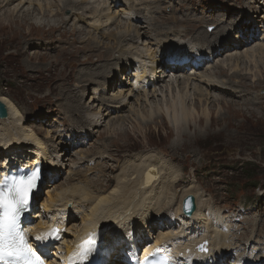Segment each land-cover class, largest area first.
<instances>
[{"label": "rangeland", "instance_id": "obj_1", "mask_svg": "<svg viewBox=\"0 0 264 264\" xmlns=\"http://www.w3.org/2000/svg\"><path fill=\"white\" fill-rule=\"evenodd\" d=\"M98 1L92 0L91 2L94 4H88L87 10L91 6L97 5ZM101 1H105L106 6L109 3L107 0ZM252 3L249 0H139L140 5L136 7V10L138 14L144 13V19H139L138 25L130 22L129 28L126 24V26L122 25L125 22L116 26L115 23L102 25L106 28L102 38L100 27L91 25L90 21L95 16L103 17L99 11L86 12L80 23L72 16L75 10H65L62 16L67 20L66 25H63L61 19L53 17L52 20L56 19L55 21L60 23L53 21L50 26L46 27L44 24L51 20L50 17L38 15L36 6L32 5L30 8L33 11L30 8L29 10L34 14H31L28 26L16 29L17 25L13 22H19L17 16L19 13L12 18L6 12L7 9L15 7L18 1L4 8L3 4V9L0 6V98L6 99L20 111L23 117L22 129L30 130L36 134L52 158L54 160L58 158L55 163L62 165L58 169L62 177L52 178L51 174L45 170L46 177L39 197L40 202L36 205L40 210L36 211V215L33 216L47 217L40 207L41 202L48 196L43 192L51 191L54 188H64L71 184L76 185V183L90 188L96 187L97 184L102 185L105 188V195L119 185L117 201L122 204L134 196V193L141 187L138 182L143 181V177L139 180L132 177L124 178V175L126 177L125 171L130 170L132 160L140 163L142 158L144 161L154 157L167 162L168 169L164 171L165 177L175 178L166 188V196L171 208L163 211L174 216L173 223H168L171 226L170 230L178 229L180 224H185L184 221H179L180 216L177 213L181 210L180 203L185 196L188 194L195 197L200 195L201 207H203L206 217L205 225L188 222L186 226L190 228V232L192 231L189 237L200 235L199 227L204 226L203 231L210 230L215 224L214 221L219 217L223 224L220 232L225 236L226 245L229 247L226 261L224 260L222 264H250L257 258L263 262L264 66L261 65L262 62L258 60L256 71L259 73L257 72L255 80L254 77L244 73L245 66L242 64L240 75L246 74L247 77L241 76V81L234 77L230 79V75L218 74V68L223 65V61L225 62L231 57V54L237 56L240 54L239 52H245V49L239 48L236 52H231L230 48L227 49L228 51L221 49L222 53H226L217 58L220 61H216L213 67L216 66L211 69L210 73L226 77L228 83L225 89H232H229L232 94L230 95L227 90L224 91L228 93V96L223 95V92L219 95L213 90H208L210 95L207 97L210 100H208L206 108L210 112V118L204 120L202 114L205 112L202 110H205V103L202 102L199 106L198 100L202 95L191 91L194 100L192 102L188 100V106L193 105L196 108L202 122L198 124V118H196L190 127L174 126L177 127V130L168 124L169 122L163 115L162 105L159 106L160 113L158 112L156 105L162 104L163 98L161 99L160 96L152 98L150 94L147 103L144 102L143 97L131 98L128 102L131 105H127L124 110L112 111L111 114L109 111L107 117L102 111L101 113L104 115H101L102 118H94L93 114L100 113L95 108L99 103L97 102L99 96L109 99L108 94L117 96L119 91L116 89L108 93V89L101 90L104 83L110 79L119 80V77L117 73L107 74L100 90L95 92L92 90L95 85L86 84L89 81L90 70L91 74L102 75L116 62L124 61L125 57L131 56L128 54L139 55L142 65L143 57L146 59L144 49L155 50L164 41L168 43L188 42L195 47L202 48L204 46L208 49L209 46L216 44L215 39L224 32L230 47L234 46L237 33L240 31L238 29L244 24L247 28L253 25L250 18L241 22L238 19L244 11H247V6L251 8L257 18L253 32L256 37L253 42L251 40L252 43L248 44L247 49L264 44V3L259 6ZM24 9H26V5ZM83 9L86 10V8ZM121 9L112 10L119 12ZM55 14L56 12H53L54 16ZM31 23L37 29L32 34H27L25 29ZM54 26V29L49 28ZM251 28L253 29V27ZM57 29H60L61 32L54 31ZM78 30L80 33L77 32ZM135 30L141 32L139 38H136ZM218 30L225 31L221 33ZM93 31L97 34L96 36L94 34L91 36L90 33ZM217 31L218 35L213 36ZM246 31L244 38L251 34L249 30ZM148 32L149 34L144 36ZM204 32L209 36L203 34ZM108 34L114 35L115 40L108 38ZM72 36H76V38ZM73 39L77 41H73ZM125 39H133V41L125 43L123 42ZM25 42L31 46L28 47ZM94 48L97 49L96 55L88 50ZM64 49L67 53L63 54ZM106 50H109L108 53ZM34 53H37L38 59L33 57ZM158 53L159 51L154 56H157ZM99 54H104L106 57L101 59L97 57ZM68 56H75L77 59L69 63L70 57ZM242 59L244 60V58ZM135 62L139 64V60L136 58L134 64ZM62 69H65V75ZM208 69V67H204L198 73L204 75ZM183 73L185 74V72ZM235 75L237 74L235 73ZM124 76L129 77L132 74L126 73ZM183 77V75H178L172 81L180 80L181 83ZM169 80L170 78H166L164 81L166 83ZM82 84L86 90L81 101V106H84L80 109L79 115L77 113L74 115L71 113L73 110L69 111L68 109L70 107L68 100L71 94L77 93V91L82 92V89H78ZM101 91H106V93L101 95ZM221 100V104H218ZM223 102L226 104L223 105ZM85 110L88 112L83 114ZM140 114L144 117V121L140 120ZM83 115L88 120V124L81 120ZM114 117H118L119 120ZM97 120L99 125L96 128L93 122L96 123ZM5 130L10 131V134L7 133L8 140L16 142L14 136L17 131L13 129L12 123L0 124V134H5ZM80 133L83 135L81 139L73 138L74 134ZM183 135L189 136V139ZM70 142L74 144V147ZM151 167L148 165L145 170ZM145 170L142 172L143 175ZM108 179H111V182H107ZM131 182L134 183L131 184ZM127 184L130 185L128 188L121 187V185ZM158 185L159 182L153 185L156 190ZM186 189L188 194L183 196L182 191ZM98 191L101 192L102 189L100 188ZM94 195L100 196V193L94 192ZM196 200L198 202L197 198ZM154 216L156 217L153 218ZM78 217L75 213V216L71 218L73 220H70L67 226L79 225V219L82 217ZM151 220H153L154 228L148 232L154 237L158 233L160 228L158 223L161 220L155 213L152 214ZM78 228V226L67 227L66 235L74 236ZM250 242H252L251 249L245 247V244Z\"/></svg>", "mask_w": 264, "mask_h": 264}, {"label": "bare ground", "instance_id": "obj_2", "mask_svg": "<svg viewBox=\"0 0 264 264\" xmlns=\"http://www.w3.org/2000/svg\"><path fill=\"white\" fill-rule=\"evenodd\" d=\"M15 1H18V4L13 8L7 9L6 13L8 14V16L12 18L14 17V15H17L19 13V15H17L19 22L17 21L13 22V24L17 25L16 29L23 28L24 26H28V20H30V16L33 13V12L31 13V11L33 10L30 8L32 5L36 6L38 15L40 14L43 17L49 16L50 19L53 17L56 19L57 18L61 19L60 21H62L63 25L67 24V20L64 19L62 16V13L65 10H69V9L75 10L72 16L75 17L76 20L80 23L83 21L82 19L86 12L91 13V12L99 11L100 13L103 14V17L95 16L92 17L90 21H91V25L100 27L101 38L104 37L103 33L106 29L105 27H102V25H113L115 23L114 25L116 26V25H120L122 22H125L122 23V25L126 24L128 25L129 28V26H131L130 22L135 23L134 25H138L139 23L138 20L144 19V13L138 14L136 10V7L140 5L139 0H107L109 2L107 6L105 1L96 0L98 1L97 5L93 7L91 6L89 10H87L88 8L87 5L94 4V2H91L92 0H81L83 2H79L80 0H0L1 9H3L6 6L13 5ZM250 1H252L253 2L252 4L256 6H259L261 3L262 4L264 3V0H262V2L261 0H249V2ZM25 5H26V9H24ZM76 7H78L79 9H77ZM29 8L31 11L29 10ZM83 8H86V10ZM118 8H122V9L119 10V12L112 10ZM246 8L247 11H244L242 16L238 17V19H240L241 22L244 19L250 18L253 20V23L256 24L257 18H255L254 16L255 13L251 10L249 6H247ZM33 9L35 11V8ZM53 12H56L55 16L53 15ZM110 13L111 15L112 14L114 15L111 16ZM231 17L233 18L234 16ZM55 20L52 19L50 21L47 20L48 22L44 25L47 27L50 26L51 25L50 23L53 21L59 22ZM49 28L54 29L55 26ZM35 29H37V27L31 23L29 27L25 30L27 34H32V32ZM244 29L250 31L253 42L256 37L255 33H253L255 26H253V29L251 30V26L247 28L244 25H242V27L238 29L240 30L238 31V33L239 36H241V38L240 40H237L236 37L235 39L236 42L234 46L230 47V44L226 40L227 36L224 34V32L222 33V31L225 30L222 31L218 30L222 34L215 39L216 44L209 46L208 49L204 48V46L202 47V50L199 49L200 53L197 56V58L200 57L206 58L204 59V61H202L204 62L202 68H204L205 66L209 68L207 73L205 72L206 74H204L203 72L204 75L202 74L200 75V73H198L200 71L199 69H198L199 71L195 70V68H197L198 65H193L188 69L190 73H195L194 76H187L189 73L184 74L183 72L180 71L181 69H174L175 70L174 71L170 67L162 65L161 67H163L164 70H162L161 72L158 71L159 70L158 68H154V67L152 68L153 73L151 74V76L154 79L151 80L150 82L147 78L148 71L146 72L148 68L142 69L143 67L142 66L140 69H138L137 75L134 77L135 80L132 81L133 76L126 77L124 75L126 73L128 74V72L133 71L135 67L134 64L135 58L136 60H139V62H141L140 60L142 59H140V56L136 54H128L131 56L125 57L124 61L116 62L115 65L110 66L111 68H107L108 70L106 69V71H104L102 75L99 73L91 74L90 72L91 70H90L88 73L89 81H87L86 84L95 85V87H93L92 89L93 92L100 90V86H102L101 84L104 83V79L107 76V74L112 75L113 73H117V75L119 74L118 77H120L119 80H117L116 78L112 80L110 79L107 83H104V86L101 88V90L108 89V93H111L112 90L115 91L116 89H118L119 91L117 93V96H114L116 94L113 95L108 94V96H110L109 97L110 100L106 99L105 97L100 98L99 96L98 98L99 101H97L99 103H97V106L95 108L98 109L100 113L103 111L107 117L109 111L110 114L112 113V111L120 112L124 110L127 107V105H131V103L130 104L128 103L131 98L138 99V97H143L142 99H144V102L147 103L149 101L148 97L150 94L152 98L154 97L158 98V96H160L161 99L163 98L162 104L156 106L158 108L159 113L162 108L164 113L163 115H165L166 117L165 119L169 122L168 124H170L173 127L178 125H181L180 127H187V126L190 127L191 124L195 122L196 118H198L197 120L198 124L202 122L201 116H198V112L196 108H194L193 105L188 106L189 104L188 100H190V102L194 100V96L191 95V91L192 92L195 91L203 96V97L201 96L202 98L201 97L198 98L199 106H201L200 103L202 102L205 103L204 106L205 110H202L203 112H205V114L203 113L202 116L204 120L205 119L208 120L210 118V112L206 108V104L208 100H210L207 97L210 95L208 90L210 91L213 90L214 93L216 92L219 95L222 92L224 93L223 95H227V96L228 93L230 95L232 94L230 93V90L232 89L230 88L225 89L228 83V81L225 79L226 77L216 76L214 75V73L213 74L210 73L211 69L215 68L216 65L214 67L213 65L216 63V61L217 62L220 61L219 59L217 60V58L221 54H222L221 56H223L226 53V52L222 53L221 49L227 50L230 48L231 52L233 51L236 52L239 48L245 49V52L243 53L239 52L240 54H238L237 56L236 55L232 56L231 54L230 55L231 57H229V59H226L225 62L223 61V65L218 68L219 70L218 74H225L227 76L230 75L229 76L230 79L232 77L240 79L241 76L247 77L246 74H248L254 77L253 79L255 80L256 74L259 73V71H256L258 60L261 61L262 62L261 65L264 66V44H258L256 47L252 46L253 48L247 49V47H249L248 45L249 40L247 39V37L244 38V36H246ZM54 31L61 32L60 29ZM218 31L217 33H214L213 36H217ZM77 32L80 33L79 30ZM90 34H92L91 36H93V34L95 36L97 35L95 34V31H93ZM148 34L149 32L145 35L144 34L142 35L146 36ZM203 34L209 36L208 33L206 34L204 32ZM135 35L136 38H139L141 32L135 30ZM113 36L114 35L112 34L107 35L108 38H113ZM221 36L224 37L222 38ZM72 37L76 38V36H72ZM112 40H115V38H113ZM73 41H77V40L73 39ZM128 41H133V39L132 40L125 39L123 42L127 43ZM27 43L28 42H25V44L28 47L31 46V44H27ZM187 44L190 45L191 47L194 46L188 42ZM177 47H178V42L168 43L164 41L155 50L154 49L151 50L149 48L144 49L145 56L148 59L147 65L150 66L154 64L156 60L154 54L156 52L159 51L158 55L162 56V58L160 57V61H162L163 57H165V55H167L168 53L170 56L174 54H178ZM106 49L109 48L106 47ZM88 50L91 51L92 53H95V55L97 54V49L95 48ZM64 53H67L65 49L63 50V54ZM210 55L215 56V60L212 61V57ZM103 56L104 54L101 55L99 54L97 57L101 59L106 57ZM33 57H35V59H38L37 53H34ZM43 57L49 58L46 55H44ZM68 57H70L69 63H72L73 60L76 61L77 59V57L75 56H68ZM233 58L234 60H232ZM242 58H244V60ZM241 64L245 66L244 67L245 69L244 73H246L245 75L244 74L240 75L242 71ZM259 68L261 67L259 66ZM165 69L166 70L168 69L172 73L170 74L169 72H166ZM62 71L65 75L66 72L65 69H62ZM235 73L237 75H235ZM178 75L184 76L181 83L179 82L180 80L172 81ZM166 78H170V80L165 83L164 80ZM178 78L181 79V77ZM94 79L98 81H95ZM141 82H143V84H141ZM164 83L166 84L165 86ZM82 87L83 84L80 87H78V89L80 90L82 89L81 93L79 91H77V93L72 92L73 94H71L70 97H74V98L72 99L69 97L68 100L70 105L68 109L69 111L73 110L71 113H73L74 115L75 113L79 115L80 109L84 106V105L81 106L82 104L81 101L83 100L82 97L85 95L84 93L86 92V90L84 87H83L84 89ZM224 90L225 91L227 90L228 93H225ZM105 93L106 91L103 92L101 91V95H104ZM0 102H2L6 106V109L8 111V118L6 120L0 121V124H6L8 122L12 123L13 129L17 131L15 132V136H14L16 142L13 141L11 142L10 140H8L7 133L10 134V131L5 130V134H0V179H1V175H3L4 173L3 170L6 169L7 166L11 165L15 167V164H13L15 162L16 164L18 163L19 165L23 166L24 165L23 160L24 158L28 159V153L41 157V159L39 160L40 165L42 164L41 167L43 168V170H47V173L51 174L52 178H56L57 176L62 177L58 170L59 167H61L62 165L55 163V160L58 158H55V160L54 158H52V155L45 150V147H43V143L40 141V139L37 137L36 134H34L30 130L26 131L22 129L21 122L23 120V117L20 111L17 110V108L14 105H11L6 99L2 97L0 98ZM136 102L138 103L139 100ZM221 102L222 100L218 102V104H221ZM222 104L224 105L226 103L223 102ZM160 105H162L161 108H159ZM84 112L87 113L88 111L86 110L83 111V114ZM100 113L93 114L94 118H102L101 115L103 114ZM139 116H141L140 120L144 121L143 120L144 117L141 114ZM81 120L85 121V123L88 124V120L86 119L85 116L81 118ZM93 123L97 128L99 125L98 120L96 121V123L95 122ZM120 123L121 122H119V124ZM176 128L177 127H174L175 130H177ZM89 134L91 135L90 132ZM82 136L83 135L81 133L77 135L74 134L73 138L79 140L82 138ZM183 137L189 139V136L187 135H183ZM75 139L73 140L75 141ZM70 144L72 147H74V144H72L71 142ZM95 155L97 154L95 153ZM130 164H131L129 167L130 170L125 171L126 177L124 175V178L129 179L132 177L135 180H139L141 177H143V181H141V183L137 181L139 183V186H141L140 187L141 189L139 188V190L136 193L132 191L134 193V196H131L130 198L127 199L126 202L122 204L118 203L117 201L119 198L118 195L119 185L116 186L117 187L116 189L110 190V192L106 195L104 191L105 188H103L104 186L98 184L96 185V187H92L93 189L87 187L86 185H78L76 183V185L71 184L70 186H66L64 188H60V189L54 188L51 191L47 192L46 190V192H43L46 195L48 194V196L43 200V202H41L40 207L44 210L45 214H47V217L32 216L33 220L30 219L27 222L28 223L27 231L30 233V237L32 238L33 242L44 246L45 245L44 243H42L41 241H37L35 238L37 236H46L54 228L60 229L61 231L57 233V235H59L60 237L59 240L49 238L43 241L50 248L49 250L46 251V254H48L51 257V259L55 258V261L58 262L59 264H66L65 262L68 261L69 258L73 261L79 257L81 258V262H84V260H82L83 256H87V255H91L93 257L99 258L100 261H103V264H124L126 260H129L130 264H136V260L139 259L142 250H143L142 258L146 257L148 254H151L154 250H158L160 252L169 254V256H171L169 257L170 261L172 262L173 260H175L173 261V264H222L226 259V256H228L227 254L229 247H227L226 245L227 240L225 239V236L222 235L220 232L221 226L223 224L220 222L222 220H220L219 217L215 221L213 220L215 224H213V227L211 229L209 228L211 232H209L210 230L203 231L202 229H204V226H202L199 227L201 229L200 235H197L195 237H189L192 231L190 232V228L186 226L188 222H197L200 225H205L204 223L206 217L203 213V207H201L200 195H196L195 197L192 194H188L187 189L182 191L183 196L188 194L187 196H192L195 199L196 210L194 211L190 219H185L182 216L181 211L179 210L177 212L178 215L180 216L179 221L180 222L184 221L185 224H180L178 229L170 230L171 226L169 224L173 223L174 216H172L169 212L165 213L163 211L169 210V208H171L169 206L170 202H168L169 200L166 196V188L169 186L170 182H173L175 178L172 177L168 179L165 177L164 171L165 169L166 170L168 169L167 162L165 160L161 161L154 157H150L144 161L142 158V161L140 163H136V161L132 160V163ZM148 165L152 167L145 170V167H147ZM139 167H141L142 170H140L141 168ZM144 170H145V174L143 175L142 172ZM137 173L139 174L137 175ZM45 177L46 175L44 174L43 180L45 179ZM73 178L75 179V177ZM107 182H111V179H108ZM157 182H159V185L156 190L155 186L153 185H155V183ZM133 183L134 182H131V184ZM128 186L130 185L128 184L123 186L121 185V187H127V188ZM42 188L43 186H40L39 188L36 189L35 197L33 198V203L35 207L40 202L39 197H40V190L42 191ZM100 188L102 189L101 192L98 191ZM94 192L96 194L100 193V196L99 195L95 196ZM196 198L198 199V202ZM182 201L180 203V206L182 204ZM68 206H70V208H68ZM75 213L79 217H82L81 219H79L80 220L79 225L74 224L79 228L76 230L74 236H68L66 235V233L68 232L67 227L75 228V226L72 225L67 226V224L70 223V220L71 221L73 220L71 218L75 216ZM154 213L157 215V218L161 220L160 222H162V224L160 225L161 227L158 229L157 235L153 237V235L152 236L150 235V232H148V230H152L154 228L153 225L154 219L151 220V216ZM34 215L36 214L34 213ZM155 217L156 216H154L153 218ZM205 227L207 228V226ZM62 228H64V230L66 231L64 234H62L64 232ZM88 239L90 240L91 245L87 250L83 251V256H81L82 244ZM205 242L208 249L207 254L201 253L196 250V247H198L200 244H205ZM251 245L252 242L246 243L245 247L251 249L250 248ZM127 249L128 251H126ZM138 250H139L138 258H136V254ZM123 258L125 260L124 262H123ZM250 264H264V261L260 262L259 258H257L256 260H253Z\"/></svg>", "mask_w": 264, "mask_h": 264}, {"label": "snow or ice", "instance_id": "obj_3", "mask_svg": "<svg viewBox=\"0 0 264 264\" xmlns=\"http://www.w3.org/2000/svg\"><path fill=\"white\" fill-rule=\"evenodd\" d=\"M40 180L39 166L28 175L13 176L6 179L0 188V261L5 264H45L43 253L33 250L26 243L25 236L19 230L20 214L30 205L35 197ZM187 208V204H186ZM61 230L52 229L46 236H37V241L49 238L59 240ZM198 251L207 254L206 242L198 246ZM8 257V260H5ZM160 264H167L166 261Z\"/></svg>", "mask_w": 264, "mask_h": 264}, {"label": "water", "instance_id": "obj_4", "mask_svg": "<svg viewBox=\"0 0 264 264\" xmlns=\"http://www.w3.org/2000/svg\"><path fill=\"white\" fill-rule=\"evenodd\" d=\"M264 93V92H263ZM8 118V111L6 106L0 102V121L6 120ZM195 199L192 196H187L182 201V213L187 218H190L194 211L196 210ZM187 204V208H186ZM70 208V206H68ZM200 246V245H199ZM198 250V247H197ZM200 252V251H199Z\"/></svg>", "mask_w": 264, "mask_h": 264}]
</instances>
